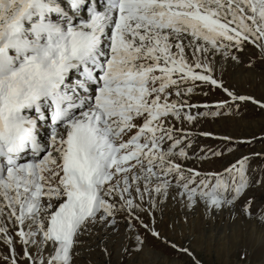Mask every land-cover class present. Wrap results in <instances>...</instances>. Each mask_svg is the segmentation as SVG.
Returning a JSON list of instances; mask_svg holds the SVG:
<instances>
[{"label":"snow or ice","instance_id":"obj_1","mask_svg":"<svg viewBox=\"0 0 264 264\" xmlns=\"http://www.w3.org/2000/svg\"><path fill=\"white\" fill-rule=\"evenodd\" d=\"M247 106L264 113V0H0V264H76L86 242L159 264L149 236L202 264L175 239L198 210L264 237V150L239 151L264 130L204 127Z\"/></svg>","mask_w":264,"mask_h":264},{"label":"rangeland","instance_id":"obj_2","mask_svg":"<svg viewBox=\"0 0 264 264\" xmlns=\"http://www.w3.org/2000/svg\"><path fill=\"white\" fill-rule=\"evenodd\" d=\"M261 70V66L257 65V71ZM240 71L239 69L237 70L235 79L231 74L227 75L226 79L229 82H236L238 86L243 87L245 90L255 91L259 95L260 87L258 82L249 86L246 78L242 79L239 77ZM42 125V129L47 133L45 138L47 139V128H44V124ZM204 127L220 133H229L236 140L251 135L259 137L260 132L264 130V113L252 106H247V111L242 118L216 121L215 123L206 124ZM199 142L206 147H211L216 143L206 139H201ZM261 150H264V144L260 142L254 145H240L239 147V151L245 153ZM225 159H231V157L226 154ZM225 159L215 160L205 165V167L218 169L225 162ZM251 164L252 168L257 171L259 168L264 167V161L260 159L253 160ZM252 194L255 195L257 203H259L261 198L264 197V188L254 187ZM176 211L178 212L179 209L177 208ZM165 220H167V217H165ZM245 225L246 221L234 220L227 211L213 218L201 215L198 210L190 224L183 231L177 229L175 239L182 243L190 240L191 247L195 249L196 255L202 261V264H239L238 248L241 244H247L248 246V256L245 258V264H264V237H262L259 229L246 227ZM161 227L163 228L164 226L161 225ZM102 238L108 239L107 236ZM145 247L146 252L150 254V259H158L159 264H191L188 257L177 256L150 236L146 241ZM84 248L85 250L76 257V264H104L106 258L103 256L100 247H89L88 242H86ZM113 260H115V256Z\"/></svg>","mask_w":264,"mask_h":264},{"label":"bare ground","instance_id":"obj_3","mask_svg":"<svg viewBox=\"0 0 264 264\" xmlns=\"http://www.w3.org/2000/svg\"><path fill=\"white\" fill-rule=\"evenodd\" d=\"M42 126H43V125L40 126L39 133H40V134H43V137L46 138V134H47V133H46V131H45L44 129H42V128H43Z\"/></svg>","mask_w":264,"mask_h":264}]
</instances>
